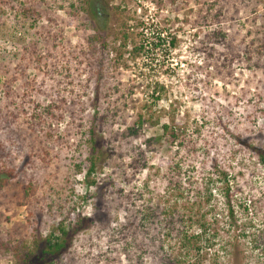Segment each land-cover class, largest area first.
<instances>
[{
	"label": "rangeland",
	"instance_id": "rangeland-1",
	"mask_svg": "<svg viewBox=\"0 0 264 264\" xmlns=\"http://www.w3.org/2000/svg\"><path fill=\"white\" fill-rule=\"evenodd\" d=\"M101 1L106 43L91 41L99 24L85 0H0V168L13 169L0 188V264H16L34 234L70 211L94 222L58 264L169 263L164 210L184 205L167 191L177 147L146 148L160 131L150 123L124 136L155 80L164 85L160 124L188 121L195 142L184 168L195 165L200 177L217 163L233 175L238 218L260 244L241 239L242 264H264V165L232 136L264 146V0ZM122 28L149 38L163 30L178 45L136 61ZM94 125L110 156L89 187ZM218 186L214 202L226 217ZM245 199L256 202L248 213ZM236 234L219 231L185 264H230L226 241Z\"/></svg>",
	"mask_w": 264,
	"mask_h": 264
},
{
	"label": "trees",
	"instance_id": "trees-1",
	"mask_svg": "<svg viewBox=\"0 0 264 264\" xmlns=\"http://www.w3.org/2000/svg\"><path fill=\"white\" fill-rule=\"evenodd\" d=\"M85 3L89 5L93 20L99 24L96 28L98 35L92 37L91 41L98 39L106 43V39L102 36V30L105 28L102 23L105 21L103 17L108 14L107 9L104 8L105 4H102L101 0H85ZM126 29L121 32L123 39L121 45L125 46L131 37L134 38L133 48L129 51L133 60L145 58V55L147 57L159 55V52L165 50L166 52L172 51L178 45L177 38H169L163 30L149 38L144 31L129 32ZM218 34H221V31H218ZM163 65L162 63L161 67ZM163 91L164 85H161L158 80L153 81L151 89L149 88V92L145 95L147 99L136 108V119L133 125L124 132V136L137 138L142 134L145 124L150 123L153 126L158 125L160 131H156L153 135H148L145 138L144 145L146 148L162 147L164 143L172 148L177 147L178 160L172 159L166 166L167 191L170 197L175 196L177 199H183L184 205L177 209V205L172 204L164 210L167 225L165 237L168 240V248L171 253L168 264H185L186 257L191 253H200L205 247L203 245L206 244L210 248L221 230L224 232L233 231L234 235L237 231L236 236H231V239H235V243L229 240L226 241V245L231 250L230 264H242L240 257L242 249L239 243H241L242 238L249 237L250 232L247 230V223L238 218L237 205L234 203L231 191L233 175L217 163L211 165L200 177L196 175L195 165L188 164L187 169L184 168L187 161L186 156L194 155L197 149L195 142L189 139L188 121L184 120L182 123H177L172 118L171 122L160 124V115L157 114L155 105L161 101ZM97 128L94 125L89 129V167L84 176L89 187L97 185L96 178L92 175L97 172L98 163L110 156L103 147L102 140H100L102 137L97 132ZM232 136L255 157L257 156L259 162L264 165V146L240 139L238 135ZM182 150L185 151V156L181 154ZM190 166L193 172L189 170ZM12 174L13 169L0 168V188L8 183ZM219 183L221 186H218V190L223 197L226 217L222 216V213L218 211L217 203L214 202L217 192L215 187ZM244 205L248 213L250 206L254 208L256 202L245 199ZM221 217L225 219H221ZM93 222L94 220L90 216L81 212L73 214V211H70L47 235L34 234L31 241L26 244V250L23 253H17L16 264H58L60 258L73 246L75 238L81 232L91 228ZM225 229L227 230L225 231ZM252 242L256 244L252 247L259 249V242L251 237L250 243Z\"/></svg>",
	"mask_w": 264,
	"mask_h": 264
}]
</instances>
